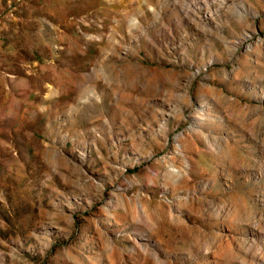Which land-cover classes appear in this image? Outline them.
<instances>
[{
    "label": "rangeland",
    "instance_id": "1",
    "mask_svg": "<svg viewBox=\"0 0 264 264\" xmlns=\"http://www.w3.org/2000/svg\"><path fill=\"white\" fill-rule=\"evenodd\" d=\"M0 264H264V0H0Z\"/></svg>",
    "mask_w": 264,
    "mask_h": 264
}]
</instances>
